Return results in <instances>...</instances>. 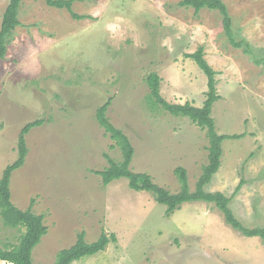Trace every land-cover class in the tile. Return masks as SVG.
Masks as SVG:
<instances>
[{
    "label": "rangeland",
    "instance_id": "1",
    "mask_svg": "<svg viewBox=\"0 0 264 264\" xmlns=\"http://www.w3.org/2000/svg\"><path fill=\"white\" fill-rule=\"evenodd\" d=\"M180 1L77 0L82 18L45 0L22 1L21 24L0 60V178L18 157L21 129L44 119L27 134V159L10 182L13 203L27 209L33 201L48 226L33 264H53L81 231L93 242L103 230L116 239L72 264H264L262 239L233 228L214 203L185 202L168 217L150 192L130 188L127 178L104 185L96 173L109 165L106 154L122 158L96 118L112 98L108 116L135 146L131 169L179 192L175 170L183 166L196 189L208 162L206 131L153 106L147 77L160 75L168 101L201 106L208 79L188 54L203 46L217 72V130L245 134L223 142L205 189L231 197L246 226H264V0H223L234 39L250 53L231 43L218 10L196 12ZM9 2L0 0V29ZM20 234L0 214V248Z\"/></svg>",
    "mask_w": 264,
    "mask_h": 264
},
{
    "label": "trees",
    "instance_id": "2",
    "mask_svg": "<svg viewBox=\"0 0 264 264\" xmlns=\"http://www.w3.org/2000/svg\"><path fill=\"white\" fill-rule=\"evenodd\" d=\"M23 0H10L2 19L0 29V60L6 57L8 45L12 40L14 31L21 24L19 19L20 6ZM50 6L56 8H66L73 17L82 18V15L73 10V4L77 0H45ZM180 6L193 7L196 12L204 8L218 10L222 15L224 28L231 38V43L236 46H244V50L251 52L250 45L243 43V40L234 39L232 33V17L227 4L223 0H181ZM194 58L199 67L205 72L208 79V91L204 103L197 106L187 101L185 103H173L168 101L160 92L161 77L156 72H151L147 77L150 87L149 99L154 104L160 106L175 116H183L191 119L200 128L206 131L209 139L208 162L203 165L202 173L197 181L196 189L192 191L189 186L188 171L185 167L179 166L175 172L179 177L181 188L179 192H172L168 188L157 184L153 177L146 172H136L131 169V164L135 155V146L123 129L114 125L108 116V108L112 104V98L99 106L96 111V118L105 132L115 142L113 146L120 148L122 158L116 160L110 154H106L109 165L96 173L102 177L104 185L120 178H127L130 188L137 191H148L154 199L165 205L166 216H172L182 207L185 202L206 201L214 203L224 214L225 220L233 228L248 237H260L264 242V226H246L234 213L230 206L231 197L221 191H207L206 185L212 180L214 174L218 172L223 156V142L226 139L242 138L244 133L226 134L219 133L216 127V120L212 116L214 103L220 98L217 91L216 70L208 63L204 57V48L200 46L194 53L188 54ZM44 119H36L28 122L21 129L18 139V157L9 164L0 178V214L4 223L21 230L19 240L16 244L5 248H0V259L12 262L13 264H33V250L41 242L42 237L47 234L48 226L45 224L44 214L36 213L33 210V201L27 209L17 207L11 200L10 188L11 176L14 170L25 164L29 147L26 136L37 126L43 125ZM241 185H239L238 189ZM104 230L100 237L93 241L86 240V232L78 234L76 242L60 250L53 264H72L85 256L93 255L106 250L112 240Z\"/></svg>",
    "mask_w": 264,
    "mask_h": 264
}]
</instances>
